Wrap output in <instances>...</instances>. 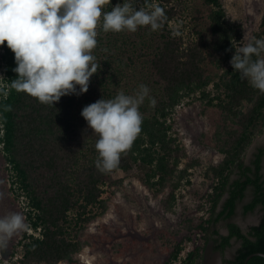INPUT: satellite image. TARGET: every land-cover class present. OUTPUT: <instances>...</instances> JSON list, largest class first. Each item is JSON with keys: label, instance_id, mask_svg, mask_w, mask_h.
<instances>
[{"label": "trees", "instance_id": "1", "mask_svg": "<svg viewBox=\"0 0 264 264\" xmlns=\"http://www.w3.org/2000/svg\"><path fill=\"white\" fill-rule=\"evenodd\" d=\"M201 1L207 7L205 23L184 32L174 22L189 9V0H133L137 8L159 3L165 10L166 20L156 31L140 27L131 32L132 42L138 49L137 57L143 58L146 67L150 93L141 106V133L131 149L121 154L119 165L108 172L96 167L98 134L79 117L80 95H64L52 106L11 89V81L17 76L13 71L16 67L14 53L6 41L0 45L3 50L0 63L5 74V86L1 89L8 93L6 96L0 93V147L15 183L27 199L25 219L31 229L23 231L17 241L22 247L21 264H72L82 244L68 231L69 213L75 211L79 227L102 214L107 209L103 194L111 185L108 180L113 172L144 167L141 182L153 196H160L165 211H171L177 191L183 184H191L189 169L199 160L181 166L186 154L171 134L170 116L184 97L196 92V99L220 110V130H216L215 135L222 158L203 172L208 180L210 216L203 223L188 226L189 232L201 233L203 243L194 244L179 264H202L210 234L219 235L210 225L220 219L229 220L248 187L252 189V196L243 205V212L260 205L259 222L250 225L244 233L236 223L227 221L228 232L219 235L216 247L223 250L231 238L240 240L233 258L224 260L227 264H245L249 254L264 253V176L261 173L264 147L257 148L250 164L243 160L253 138L264 130V93L242 78L230 62L218 74L221 64L231 61L235 47L249 41H244L242 26L227 19L220 0ZM123 2L125 0H111V5L105 6L103 11H110L112 5ZM181 25L184 23L180 22ZM97 32L98 43L93 54L99 61V55L105 52L107 56L102 61L109 66L111 53L107 42L114 38L111 34L115 32H105L100 25ZM252 37L264 39V12ZM106 69L105 66L98 68L89 84L104 86L101 73ZM209 84L214 87L213 95L205 90ZM150 98L156 101L154 107ZM7 106H11V110H7ZM234 171L237 177L231 179ZM92 206L100 209L98 214L90 212ZM186 237L192 239L189 235ZM181 251L182 246L176 244L163 264H172ZM246 264H264V256L252 255Z\"/></svg>", "mask_w": 264, "mask_h": 264}, {"label": "rangeland", "instance_id": "2", "mask_svg": "<svg viewBox=\"0 0 264 264\" xmlns=\"http://www.w3.org/2000/svg\"><path fill=\"white\" fill-rule=\"evenodd\" d=\"M220 1L226 11L227 19L242 26L244 41L247 43L257 30L264 12V0ZM189 3V9L184 12L183 17L174 22L176 26L183 28L184 32L205 23L207 7L201 0H189ZM180 22L184 25L180 26ZM111 36L114 38L107 42L112 54H110L109 66L102 61L105 52L99 55V64L107 68L106 72L101 73L104 86L89 84L87 92L80 94V105L77 110L80 118H83L81 115L83 107L98 99H112L121 91L135 95L141 84L149 88L146 67L143 58L137 57L138 49L132 42L131 32L125 30L115 32ZM239 45L243 46L244 43ZM261 56H264V53ZM229 62L230 60H227L221 64L218 74L228 66ZM217 78L216 76L215 79ZM2 82L0 80V83ZM205 90L211 95L215 93L212 84H209ZM197 96L198 92L184 97L172 110L170 116L173 121L171 134L176 137L177 143L186 154L181 166H184L185 162L199 160V163L189 169L191 184H183L177 191V200L172 210L165 211L161 206L160 196H153L141 182L146 170L144 167H135L128 172L121 170L113 172L108 180L111 185L106 187L103 194V198L107 200V209L102 214L89 222L81 223L79 227L80 223L76 224L75 211L71 210L69 213L68 231L82 244L74 255L72 264H163L178 243L182 246V251L171 263L179 264L194 244L203 243L201 233L196 230L189 232L188 226L203 223L210 216L208 180L203 172L208 165L215 164L222 158L215 135L216 130H220L221 113L217 107L206 106L204 101L196 99ZM141 106L140 111L143 109ZM262 133L256 135L246 149L243 156L245 164H250L257 148L264 145ZM262 173L264 175V162ZM236 177L234 171L230 178ZM224 196L217 210L220 209ZM251 196L252 191L249 188L245 197L237 202L234 215L229 220L220 219L212 223L211 230H217L219 235L225 234L227 221L235 222L240 228H248L262 211L258 206L252 211L243 212L242 207ZM27 203L24 193L14 181L0 147V217L19 212L25 218ZM99 211L96 206L90 207L91 213L98 214ZM25 223L27 225L25 229L14 234L5 247H0V264H21L19 259L22 247L17 245V241L22 238L23 231H31L26 219ZM186 235L192 239H186ZM219 235L211 233L204 246V250L207 249V258L209 257L205 260L207 264H223V260L230 258L232 251L238 245V240L232 238L231 250L222 253V250L216 247Z\"/></svg>", "mask_w": 264, "mask_h": 264}, {"label": "clouds", "instance_id": "3", "mask_svg": "<svg viewBox=\"0 0 264 264\" xmlns=\"http://www.w3.org/2000/svg\"><path fill=\"white\" fill-rule=\"evenodd\" d=\"M108 5L111 0H0V45L7 42L16 63L13 71L17 76L11 81V89L52 106L64 95L87 92L90 78L101 67L93 54L98 25L105 32H136L140 27L156 31L166 20L159 3L137 8L133 0H125L103 11ZM261 53L264 39L250 37L246 45L235 47L230 63L252 87L264 93ZM0 93L8 94L3 89ZM149 93L148 86L141 84L135 95L121 91L112 99L101 98L83 107L82 117L98 134V170H113L121 154L131 149L142 131L139 108ZM150 104L155 106L154 98ZM26 227L19 212L0 217V247Z\"/></svg>", "mask_w": 264, "mask_h": 264}, {"label": "crops", "instance_id": "4", "mask_svg": "<svg viewBox=\"0 0 264 264\" xmlns=\"http://www.w3.org/2000/svg\"><path fill=\"white\" fill-rule=\"evenodd\" d=\"M262 137H264V135H263ZM249 188L251 189V187H248L247 190H249ZM247 190H246V191H247ZM251 190H252V189H251ZM250 199H251V198H250ZM258 206H260V205H258ZM258 206H256V207H258ZM256 207H255V208H256ZM260 207H261V206H260ZM253 210H254V209H253ZM261 210H262V208H261ZM261 214H262V211H261L259 217L255 220V222H251V223L249 224V226L255 224V223L260 219ZM232 222H233V221H232ZM234 223H235V222H234ZM249 226H248V227H249ZM241 230H242V229H241ZM247 230H248V229H247ZM247 230H246V231H247ZM227 232H228V230L226 229V233H225V234H227ZM225 234H223V235H225ZM239 243H240V242H239ZM206 250H207V249L203 250L202 264H207V263H208V262L206 263V261H205L206 259H209V257L207 258V252H206ZM231 257H232V256H231ZM231 257H230V258H231ZM230 258H227V259H224V260H228V259H230Z\"/></svg>", "mask_w": 264, "mask_h": 264}, {"label": "flooded vegetation", "instance_id": "5", "mask_svg": "<svg viewBox=\"0 0 264 264\" xmlns=\"http://www.w3.org/2000/svg\"><path fill=\"white\" fill-rule=\"evenodd\" d=\"M261 147H264V145H261ZM257 151V150H256ZM255 151V152H256ZM263 162H264V156L262 157V167H263ZM261 173H262V168H261ZM262 175H263V173H262ZM264 176V175H263ZM226 229H227V226H226ZM233 238H235V237H233ZM219 239V238H218ZM236 239V238H235ZM236 240H238V239H236ZM239 242H240V240H238V245H239ZM238 245L235 247V249L232 251V257L230 258V259H232L233 258V256H234V253H235V250H236V248L238 247ZM233 246V241H232V238H231V240H230V244L228 245V246H226L221 252L223 253V251L225 252V251H227V250H231V247ZM226 261V260H225ZM224 260H223V264H227V262H225Z\"/></svg>", "mask_w": 264, "mask_h": 264}, {"label": "built area", "instance_id": "6", "mask_svg": "<svg viewBox=\"0 0 264 264\" xmlns=\"http://www.w3.org/2000/svg\"><path fill=\"white\" fill-rule=\"evenodd\" d=\"M0 50H1V52H3V50H2V48H0ZM4 67H3V64L2 63H0V80H2L3 81V79H4V76H5V74H4ZM2 86H5V83H0V89H1V87ZM2 133V131L0 130V134ZM1 145V144H0Z\"/></svg>", "mask_w": 264, "mask_h": 264}, {"label": "water", "instance_id": "7", "mask_svg": "<svg viewBox=\"0 0 264 264\" xmlns=\"http://www.w3.org/2000/svg\"><path fill=\"white\" fill-rule=\"evenodd\" d=\"M264 135V130H263V133H262V136ZM259 222V220L255 223V224H257ZM242 229V232H246V230L248 229V228H241ZM255 254H257V255H261V256H264V253H262V252H256V253H252V254H249L246 258H245V260H244V263L246 264L247 263V260H248V258L249 257H251L252 255H255Z\"/></svg>", "mask_w": 264, "mask_h": 264}]
</instances>
